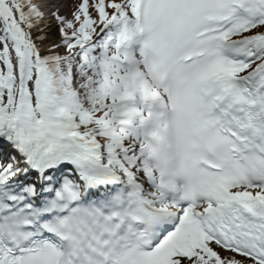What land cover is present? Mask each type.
<instances>
[{"label": "snow or ice", "instance_id": "1", "mask_svg": "<svg viewBox=\"0 0 264 264\" xmlns=\"http://www.w3.org/2000/svg\"><path fill=\"white\" fill-rule=\"evenodd\" d=\"M0 264H264V0H0Z\"/></svg>", "mask_w": 264, "mask_h": 264}, {"label": "rangeland", "instance_id": "2", "mask_svg": "<svg viewBox=\"0 0 264 264\" xmlns=\"http://www.w3.org/2000/svg\"><path fill=\"white\" fill-rule=\"evenodd\" d=\"M53 3L60 7V12L63 15H67L71 11L72 0H53Z\"/></svg>", "mask_w": 264, "mask_h": 264}]
</instances>
